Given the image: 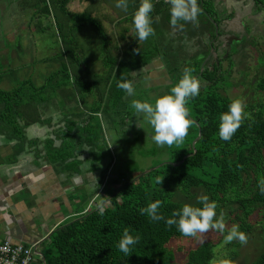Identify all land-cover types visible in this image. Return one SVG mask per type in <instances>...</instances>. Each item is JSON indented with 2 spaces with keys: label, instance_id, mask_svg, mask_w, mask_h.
<instances>
[{
  "label": "trees",
  "instance_id": "obj_1",
  "mask_svg": "<svg viewBox=\"0 0 264 264\" xmlns=\"http://www.w3.org/2000/svg\"><path fill=\"white\" fill-rule=\"evenodd\" d=\"M260 1L254 0V13L259 11ZM197 2L201 9L197 21L181 20L175 26L170 22L171 5L154 3L155 34L139 41L133 16L141 0H128L127 11L117 8L116 0H17L22 10L31 9L32 20L52 18L60 51L44 61L60 66L41 86L28 79L13 90L0 89V136L15 143V158L29 147L38 156L46 152V159L63 173H77L82 164L79 157L85 153L92 170L99 162L104 166L110 146H101L104 130L100 117L106 118L109 128L117 124L124 132L138 115L119 83L134 86L137 79L152 71L156 61L171 78L168 91L157 98L170 93L185 67L201 81L199 96L187 105L195 124L182 143L173 144L170 160L133 180L120 184L118 179V187L110 189V206L99 205L58 227L43 243L56 251L50 262L44 256L45 264H175L168 246L186 236L176 226H166L165 220L185 204L201 206L198 199L207 195L218 205L217 216L223 218L242 210L250 218L264 207L260 191V181L264 180L263 111L249 112L231 140L219 137L220 116L233 101L227 95L233 86L229 80L233 59L242 45L239 39L225 40L237 13L217 0ZM164 24L175 28L177 37L170 38L161 28ZM90 32L100 42L103 73L94 70V61L82 41L84 35L94 40ZM227 61L231 66L225 69ZM3 80L0 74V84ZM260 88L264 92V81ZM56 116L60 119L54 134L62 144L56 147L49 139L40 150L39 141L30 140L27 130L34 125L52 127ZM3 163L0 153V166ZM109 169L102 168L99 187L107 186ZM156 200L162 201L159 212L165 220L152 222L141 209ZM126 229L140 237L128 256L118 249ZM213 258V246L206 243L192 250L185 264H212ZM253 264H264V253Z\"/></svg>",
  "mask_w": 264,
  "mask_h": 264
},
{
  "label": "rangeland",
  "instance_id": "obj_2",
  "mask_svg": "<svg viewBox=\"0 0 264 264\" xmlns=\"http://www.w3.org/2000/svg\"><path fill=\"white\" fill-rule=\"evenodd\" d=\"M217 1L230 12L234 10L237 13V17L227 28L229 34L225 40L230 42L232 38L239 39L242 44L239 54L233 59L234 67L229 77L233 86L227 90V95L232 100L242 99L246 104L247 113L261 111L264 113V92L260 88L264 81V0L260 1V12L257 13H254L256 8L254 0ZM73 9L79 10V7L73 6ZM30 10H22L17 0H0V74L4 75L0 89L13 90L19 83L28 79L41 86L45 78L60 66L56 62L44 61L60 51L54 37L52 18L39 16L32 20L33 13ZM161 28L170 38L177 37V30L171 25L164 24ZM92 33L89 34L94 40H89L88 35H84L82 41L88 47L89 56L94 61V70L103 73L104 67L99 58L100 42ZM230 66V62H225V69ZM169 84L170 76L162 63L156 61L151 72L136 80L133 86L135 94L130 96L131 102L140 100L154 104L155 100L152 99H157L160 93L168 91ZM59 119L56 116L55 122H59ZM99 121L104 130L100 143L101 146L109 144L110 155L107 156L104 166L99 162L97 167L105 169L110 166V169L107 176L108 184L100 191L97 199L100 196L106 197L107 192L110 195L112 192L108 190L112 188L114 191L118 187V179L120 184L122 181L133 180L154 169L161 162L170 160L173 145L159 146L154 142L152 139L154 130L143 114H138L128 124L130 126H126L128 130L124 132H121L117 124L113 129L109 128L106 118L100 117ZM40 129L42 131L38 132L39 134L48 132L46 128ZM105 154L107 155V152ZM89 199L91 197H88L85 206L89 204ZM98 201L91 203L89 208L92 210L97 208L100 204ZM101 205V208L108 207L110 202L106 198ZM242 211L223 218L225 225L223 232L210 230L197 237L173 240L168 247L175 264H185L189 253L206 243L213 246L212 264H221L224 261L232 264H253L264 253V207L258 209L250 218L245 216L244 210ZM234 226H238L246 235V243L242 244L239 240L226 242L225 237ZM41 252H44L48 262L56 254V251L48 246L39 247L38 254L41 255ZM38 254H35L32 264H45L46 259L44 261L38 259ZM44 255L41 257L44 258Z\"/></svg>",
  "mask_w": 264,
  "mask_h": 264
},
{
  "label": "crops",
  "instance_id": "obj_3",
  "mask_svg": "<svg viewBox=\"0 0 264 264\" xmlns=\"http://www.w3.org/2000/svg\"><path fill=\"white\" fill-rule=\"evenodd\" d=\"M58 123L54 121L52 127L34 125L27 130L28 138L38 140L40 150L49 139L60 147L62 141L54 134ZM40 128L48 132L39 134ZM14 146L15 143L0 136V153L4 159L0 166V243L37 246L38 253L58 227L88 213L91 203L99 200L101 205L109 194L97 199L103 188L99 187L102 168L92 170L85 161L87 153L79 157L82 164L78 165L77 173H63L46 159V152L38 156L34 148L28 147L15 158ZM88 197L91 199L85 206ZM42 255L38 259L44 261Z\"/></svg>",
  "mask_w": 264,
  "mask_h": 264
},
{
  "label": "clouds",
  "instance_id": "obj_4",
  "mask_svg": "<svg viewBox=\"0 0 264 264\" xmlns=\"http://www.w3.org/2000/svg\"><path fill=\"white\" fill-rule=\"evenodd\" d=\"M171 5V24L177 25L178 21H191L195 23L201 12L197 0H167ZM117 8L124 11L128 9V0H116ZM153 0H141V3L133 16L134 30L139 41H146L155 34L153 28L152 12ZM118 87L123 89L129 96L135 94L131 82L119 83ZM201 81L193 75L190 67H185L182 77L171 88L170 93L164 94L156 99L155 104L133 100L131 108L135 113L143 114L147 123L154 130L152 139L159 146L180 144L188 135L189 129L195 124L191 118L190 109L187 107L190 100L200 94ZM246 104L242 99L233 100L228 111L220 116L219 137L221 140L229 141L241 127L242 122L247 119ZM157 183H162L158 180ZM260 191L264 193V180L260 181ZM201 206L185 204L182 209L172 213L171 218L165 217L159 212L162 201L156 200L141 209V213L147 215L152 222L165 220L166 226H176L177 230L186 237H197L206 234L210 230L224 231L223 217L217 216L218 207L214 200L207 195L198 199ZM103 211V210H101ZM227 243L239 240L242 244L247 242L246 235L234 226L225 237ZM140 242V237L134 236L126 229L118 242V249L126 256L132 248Z\"/></svg>",
  "mask_w": 264,
  "mask_h": 264
},
{
  "label": "built area",
  "instance_id": "obj_5",
  "mask_svg": "<svg viewBox=\"0 0 264 264\" xmlns=\"http://www.w3.org/2000/svg\"><path fill=\"white\" fill-rule=\"evenodd\" d=\"M160 2L170 5L167 0H153V3ZM36 253L37 246L6 241L0 243V264H32Z\"/></svg>",
  "mask_w": 264,
  "mask_h": 264
},
{
  "label": "water",
  "instance_id": "obj_6",
  "mask_svg": "<svg viewBox=\"0 0 264 264\" xmlns=\"http://www.w3.org/2000/svg\"><path fill=\"white\" fill-rule=\"evenodd\" d=\"M151 171V170H150ZM150 171L146 172V173H149ZM38 254V253H37ZM40 255V254H39ZM42 255V254H41Z\"/></svg>",
  "mask_w": 264,
  "mask_h": 264
},
{
  "label": "flooded vegetation",
  "instance_id": "obj_7",
  "mask_svg": "<svg viewBox=\"0 0 264 264\" xmlns=\"http://www.w3.org/2000/svg\"><path fill=\"white\" fill-rule=\"evenodd\" d=\"M236 17H237V14H236Z\"/></svg>",
  "mask_w": 264,
  "mask_h": 264
}]
</instances>
